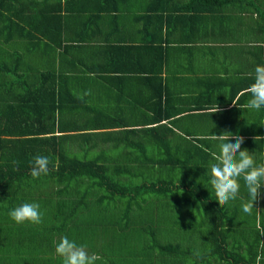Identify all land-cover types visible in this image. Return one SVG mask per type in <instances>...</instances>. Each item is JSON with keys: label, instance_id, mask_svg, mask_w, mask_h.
<instances>
[{"label": "crops", "instance_id": "0c3cea01", "mask_svg": "<svg viewBox=\"0 0 264 264\" xmlns=\"http://www.w3.org/2000/svg\"><path fill=\"white\" fill-rule=\"evenodd\" d=\"M149 2L118 0L116 7L103 0L85 2L77 12H69L75 17L62 14L69 18H62L59 41L55 39L52 46L39 38L31 42L1 40L0 52L16 56L22 70L13 76H21L18 80L23 83L12 84L11 93L18 95L26 88L30 95H40V105H32L29 116L19 123H15L17 110L9 115V126H27L31 131L9 133V138H22V144L33 151L30 155L59 149L65 156L79 154L80 160L123 161L141 158V144L149 146L162 135L181 141L180 149L172 150L179 153L175 159L186 158L190 143L212 153L219 150V142L210 140L209 134L230 132L244 137L241 149L253 156L256 165L264 164V107L258 111L243 108L250 97L241 95L254 82L255 67L264 65V0H229L218 6L199 0H168L162 5L153 3L152 9ZM160 6L165 10L159 11ZM202 8L209 11L201 12ZM47 72L54 96L46 95L41 86ZM52 100L53 132L36 134L34 127L42 124L44 113L49 116L47 104ZM215 103L220 111L209 116L208 109ZM150 128H158V132L143 131ZM49 135L53 138L48 146L41 140L26 142L31 137H52ZM155 149L146 153L157 154ZM240 184L237 199L225 205L229 214L238 217L235 223L247 217L254 223L249 230L264 225V185L252 214L247 215L241 205L249 197L242 179ZM87 186V199L78 208L84 214H77L68 228L54 236L50 247L53 258L55 245L63 236L84 245L89 254H98L102 259L96 264H212L207 258L210 250L231 252L229 236H224L227 249L212 245L206 225L207 217L213 216L212 207L200 197L190 206L179 205L173 198L172 207L167 206L169 212H164L162 200L144 202L142 206L155 202L163 210L153 211L154 226L147 231L143 211L131 203L127 216L123 210L127 205L118 201H104V208L93 201L95 192L101 190L94 191L86 181L71 182L64 199H75ZM207 188L212 189L210 184ZM224 222L225 231H233L234 224ZM235 228L241 242L239 252L245 254V241L254 234ZM143 231L154 239H147ZM261 235L253 249L254 264H259L258 256L264 257ZM20 244L3 242L0 248L5 249V256L19 249L26 255ZM30 249L27 245L26 250ZM0 264L6 261L2 259ZM52 264H61V259L56 257Z\"/></svg>", "mask_w": 264, "mask_h": 264}, {"label": "trees", "instance_id": "16d2710c", "mask_svg": "<svg viewBox=\"0 0 264 264\" xmlns=\"http://www.w3.org/2000/svg\"><path fill=\"white\" fill-rule=\"evenodd\" d=\"M88 1L94 0H0V41L18 38L31 42L41 39L46 45L52 46L55 39L59 41L57 37L61 32L62 18H69L67 15L62 16V14L75 17L69 12H77V7ZM149 1L151 3L149 9H152L151 5L153 3L159 2L162 5L168 0ZM199 1L201 4L203 2L213 4L214 2L218 6L219 4L217 3L222 4L229 0ZM103 2H108L109 7H116L115 4L118 0H103ZM163 8V6H160L159 11L165 10ZM189 9L193 10L192 6ZM200 11L205 12L209 11V9L202 8ZM161 25L160 23L159 27ZM4 57L8 59L5 61L6 64L9 62L7 65H1ZM15 58L16 56L14 58L9 57V54L5 51L0 52V76H3V80H0V246L3 242L9 243V245L21 243L20 247L26 255L19 249L5 256L3 254L5 249L0 248V261L4 259L6 264H52L55 262L56 256L54 255L53 258L50 252L51 241L62 228H68L69 222L76 217L80 204L83 205L84 203L77 199V195H73L75 199L71 197L70 199H64V193L71 182L86 181L92 185L94 191L96 189L101 190L99 193L95 192L96 203H102L104 207L107 202L108 204L114 203L113 201L123 202L124 207L127 205L123 209L127 216L131 203L135 205L136 209H141L142 204L146 201L151 199L155 201L162 200L164 212H169L173 198L179 205L190 206L196 202L192 200L200 197L204 200V203L212 207L213 216L207 217L206 221L207 231L211 233L212 245L215 243L217 246L227 249V241L224 236H229L232 241L231 252L223 254V251L219 253L215 252L214 249L210 250L209 253L211 255L207 256L209 260L211 259L210 262L212 264H254L255 255L253 249L261 239V234L264 235V225L260 223L259 227L245 231L246 234L250 232V234L254 235L250 240L247 239L245 241V254L240 253L241 242L238 241L239 239L234 234V232L237 233L234 221L238 217L235 213L229 214L227 206L220 208L215 200L213 189L207 188V185H209V168L213 162L212 153L218 152L216 149L211 153V151L202 150L198 144L190 143L191 145L184 152L186 158L175 159L174 157L179 155V153L172 150L180 149L181 141L178 142L173 138H166L165 135H162L160 138H156L154 143H150L156 146V149H154L157 150V154H151L149 157L146 150L152 148L141 144V158L128 159L125 162L123 160L125 164L117 167L115 164L113 165L112 161L80 160L65 156L59 149L56 152H48V149H44L40 156L49 158V172L38 179H33L30 175V170L35 154H29L33 152L31 147L22 144V138H9V133H26L31 131L32 128L27 126H9V115L17 110L19 116L17 122H14L16 124L19 123L23 118L29 116L28 109L32 105H40L38 104L40 95L38 93L30 95L26 88H22L18 95L11 93L12 84L18 85L22 82L18 80L21 76L16 78L13 76L15 72L22 71L19 69V63L16 62ZM22 73L23 77L25 72ZM49 75L47 72L46 79L44 83H41V86L44 85L46 95L54 96L52 84L49 82ZM33 100H35L34 104L31 102ZM53 104V100L51 104H47L46 112L49 113V116L44 113L43 122L41 120L42 124L39 127H34L36 134H50L53 132ZM25 105H28L26 109H24ZM152 119L156 120L154 117ZM143 131L157 133L158 128H150ZM52 138L53 136L49 138L43 136L42 138L31 137V139L24 140L28 144L34 140H41L43 144H46ZM172 142H178V144L170 145ZM55 154H57L56 158ZM152 155L153 157H151ZM14 161L17 163L14 164ZM134 163H136V166H140V170L143 169L145 171L138 182H131L117 177L122 172L128 177L135 176V173L131 171V166ZM145 168H148V170L146 171ZM152 168H159L156 171H161L164 174L161 177H151L148 173ZM111 170L116 171V173L110 175ZM39 183L46 187L39 188ZM87 188L88 186L80 195L85 196ZM23 203H38L40 205L42 213V222L40 224L27 222L17 224L11 218L7 220L9 212ZM224 220L231 222L232 225L234 224L233 231L229 232L228 229L225 231ZM244 228L242 227L241 229L244 230ZM238 232L240 233V231ZM217 234L220 235V238L217 237ZM26 244L31 246L29 251L26 250ZM3 247L7 248V246ZM259 257L258 263L262 264L264 262L262 258L264 257Z\"/></svg>", "mask_w": 264, "mask_h": 264}, {"label": "clouds", "instance_id": "9594fccd", "mask_svg": "<svg viewBox=\"0 0 264 264\" xmlns=\"http://www.w3.org/2000/svg\"><path fill=\"white\" fill-rule=\"evenodd\" d=\"M253 83L244 89L241 95L250 98L242 106L248 110H260L264 107V65H258L254 69ZM239 99V97H237ZM234 106L235 104L232 103ZM220 111L215 103L208 109L209 116ZM212 141H218V152L212 153L213 162L209 168V184L214 191L215 200L220 208L230 201L236 200L241 184L247 190L249 199L243 202V213L252 214L254 202L261 195V187L264 185V164L256 165L253 156L246 150L241 149L244 137L230 132H222L219 135H210ZM234 141V142H230ZM14 164L17 162H13ZM50 160L47 156L37 155L33 158L30 175L38 179L49 172ZM10 218L17 224L31 223L40 224L42 213L38 203H23L9 212ZM54 254L61 259V264H96L102 258L96 254H89L84 245H78L67 236L60 238L56 243ZM258 256L257 260L259 261Z\"/></svg>", "mask_w": 264, "mask_h": 264}, {"label": "rangeland", "instance_id": "374dc122", "mask_svg": "<svg viewBox=\"0 0 264 264\" xmlns=\"http://www.w3.org/2000/svg\"><path fill=\"white\" fill-rule=\"evenodd\" d=\"M32 1H35V0H32ZM8 59L7 58H4L2 61H1V63L2 64H4L5 63V61H7ZM151 148H153V150H154V147L155 146H153L152 144H150L149 145ZM152 149H151V151L150 152H154ZM153 154V153H152ZM150 155L151 154H148V156L150 157ZM68 157H73V158H77L78 156H79V154H75V153H70V154H68L67 155ZM143 160V159H142ZM112 162H113V165L115 164L116 165V167L118 166V165H122V164H125V163H123V161H120V160H111ZM125 161H128V160H124V162ZM139 161V160H138ZM131 162V161H130ZM129 162V163H130ZM131 165V164H130ZM132 168V172L133 173H135V176H133V177H128V175H125V174H123V172H122V174H120V175H118L117 177L118 178H120V179H127V180H129V181H131V182H138V180L140 179V177H141V175H142V173H145V171L142 169V170H140V166L139 165H137L136 166V163H134V164H132V166H131ZM159 168H152V170L148 173L149 174V176H156V177H161L164 173L163 172H157L156 170H158ZM145 170L147 171L148 170V168H145ZM114 173H116V171H113V170H111V172H110V175H112V174H114ZM111 178H115L114 176H110ZM126 177V178H125ZM150 195L151 196H153V194L152 193H150ZM77 199L80 201V202H85L86 201V196H84V195H77ZM93 201H96V199L94 198L93 199ZM98 204V203H97ZM96 204V205H97ZM80 205H82V204H80ZM94 206V205H93ZM141 211H143L142 213H141V215H146V213H147V223L144 225V229L145 230H151L152 229V227L154 226L153 225V218H152V216H150V214L152 215L153 214V211L154 210H159L160 212H163V210H161V208L160 207H157V204L155 203V202H153V203H151L150 205L149 204H146V206L145 205H143L142 206V208L140 209ZM146 212V213H145ZM158 213V212H157ZM77 214H84V212L83 211H77ZM159 215H160V213H158ZM241 217V216H240ZM169 218H171V217H169ZM195 219H199V217L196 215L195 217H194ZM165 220H168V218H166ZM78 220H75L73 223H76ZM246 222V223H245ZM254 225V223H250V222H248V220H247V217L246 218H240L239 220H238V222L236 223V226H237V228L238 229H240V230H242L241 228L242 227H245L246 229H250L252 226ZM244 228V229H245ZM206 229V228H205ZM143 232H145V231H143ZM146 233V238L147 239H154L149 233H147V232H145ZM157 241V240H156ZM158 242V241H157ZM142 243L143 244H146L147 242H145L144 240L142 241ZM159 243V242H158ZM160 244V243H159ZM137 242H135L134 243V249H137ZM145 248H143V249H139L138 251H136V252H139V251H142V250H144Z\"/></svg>", "mask_w": 264, "mask_h": 264}]
</instances>
